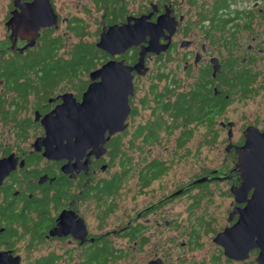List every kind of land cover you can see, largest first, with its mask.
I'll return each instance as SVG.
<instances>
[{"label":"flooded vegetation","instance_id":"obj_1","mask_svg":"<svg viewBox=\"0 0 264 264\" xmlns=\"http://www.w3.org/2000/svg\"><path fill=\"white\" fill-rule=\"evenodd\" d=\"M92 1L97 14L92 13V23L69 14L62 17L64 15L53 0H10L4 18L6 36L2 41L4 45H0L1 61L26 58L40 49L39 45L43 41L50 40L49 37L60 38L62 43L57 48L55 59L72 63L75 53L73 46L76 44L94 47L97 55L93 64L84 67L82 77H63L45 98L30 96L32 100L28 107L24 104L25 111L30 107L34 110V119L25 117L30 124L28 130H43L42 135L36 136L32 142L33 149L29 153L13 150L8 145L0 146V159L14 154L17 160L16 168L0 184V253L4 251L19 257V264H101L98 260L101 252L106 253L103 264H108L110 258L115 264L120 259H128L129 253L130 259L135 261L136 256L132 252L142 249L150 241L147 232L153 226L152 219L149 223L138 220L150 210L160 209V205L169 198L183 193L178 189L171 197L169 194L160 195L157 201H151L144 209L134 205L131 209L133 213L127 214L129 223L121 231L122 237H128L133 242V248H116L110 237L120 235V229L108 228L105 231V221L108 214L118 207L117 197L122 193L128 174L136 176L135 188L131 189V199L136 203L138 196L153 191L156 182L162 180L174 167L175 161L184 158L186 152H180L188 147L194 133L191 124L207 123L205 139L214 145L218 107L226 109L235 101H245L263 88L255 86L258 77L262 75L261 71L256 70V65L264 60V29L260 28L264 26V6L259 7L260 1L251 7L250 0H138L141 10L135 13L127 10L125 0ZM38 7L42 11L43 21L48 19L50 25L34 22L32 30L24 27L27 24L19 28L21 25L18 26L16 17L23 13L36 14ZM138 20L143 28L137 31ZM63 23H66V29L61 28ZM145 31L147 34L142 36L139 45L123 46V51L112 53L114 48L101 45L104 35L109 36L107 45L114 47L109 43L110 37H120L126 32L130 36L132 32L133 37L128 38L129 42L124 41L127 45L136 40L134 37L137 34L144 35ZM155 36L159 40L155 50L147 51L143 65L137 68L142 51L150 46ZM72 37L79 40L71 44L69 39ZM38 52L41 50L35 54ZM62 53L68 56H60ZM110 61H123L131 67L133 74V94L129 96L131 109L124 121L125 128L110 135L111 130H114L113 125L103 126L106 127L105 136H109L103 145L106 149L103 154H100L102 144L97 146L95 141L89 140L92 137H83L81 134L82 140H78L76 135L72 137L75 141L72 143L73 148L63 153L60 151L66 156H45L44 145L41 150L36 148L38 138L45 137L47 133L42 118L63 105V96L68 93L72 94L69 99L73 103L82 102L90 85L102 81V77L92 78V73ZM151 61L157 68L154 76L149 78L155 70L150 65ZM71 63H66V66ZM181 68L183 74H179ZM186 76L195 77V83L189 90L184 89L183 78ZM0 80V84H3L4 80ZM151 100L155 104L153 117L145 120L139 105L150 106ZM201 104L205 109L196 112ZM255 117H261V114L257 113ZM220 123L229 129L230 142L227 149L235 156L232 175L226 177L231 181L237 178V184H232L231 188L239 187L243 177L237 167L239 154L236 148L246 144L248 127H257L263 133L264 127L248 124L242 140L234 142L235 122ZM129 129L134 131L128 139L126 135ZM177 132L180 133L176 137ZM169 141L174 144L170 151L166 149ZM156 147L166 154L157 153ZM16 150L22 154L18 155ZM122 164L128 165L124 174ZM112 167L118 168L106 176ZM213 171L217 170H210V173ZM208 175L196 176L185 186L184 191L199 186L200 183H194L197 179L207 178L206 183L215 180ZM231 188L234 203L230 213L236 207L246 205V202L236 200ZM253 191L254 188L246 198H250ZM90 201L103 206L98 214L96 232H93L88 218L81 210ZM197 205L198 199L195 198L192 207ZM235 217L232 224L237 221L238 215L230 221ZM156 221L158 227H161V221ZM194 235L192 241L197 239ZM22 239L27 241V245L20 253L17 244ZM222 250L224 253L223 247ZM157 259L164 263L162 257L157 256L143 264Z\"/></svg>","mask_w":264,"mask_h":264},{"label":"rangeland","instance_id":"obj_2","mask_svg":"<svg viewBox=\"0 0 264 264\" xmlns=\"http://www.w3.org/2000/svg\"><path fill=\"white\" fill-rule=\"evenodd\" d=\"M9 1L10 0H0L1 46L4 45L2 41L6 36L4 18L6 16ZM256 1H260L259 7L264 6V0H250V6L252 7ZM53 2L64 15L62 17L69 14L71 16L83 18L88 23H92V13L97 15L96 12H94L95 7L92 5V0H53ZM124 2H127V10L131 13L141 10V3H139L138 0H125ZM61 28L66 29V23H63ZM260 28L264 29V26H260ZM90 39L92 40V38ZM69 40L72 44L78 41L79 38L72 37ZM80 46L81 45H79V49L77 44L73 46L74 51L76 52L78 50V52H82V55L86 58L93 59L94 61L97 56L94 47L89 46L90 48H88L87 45ZM44 49L45 48L41 50L40 54H43ZM60 56L67 57L68 54L62 53ZM150 65L153 66L155 70L149 78L154 76L157 68L156 65H153L152 61ZM172 65L176 70L175 63ZM256 70L261 71L262 75L258 77L255 86L263 88L260 89L255 96H251L245 101H235L226 109H219L218 107L216 112L217 138L214 145H212L211 141L209 142L208 139H205L208 133L207 123L200 122L197 125L191 124V126L194 127V133L189 139L188 147L180 152H186L184 158L178 162L175 161L174 167L167 172L162 180L156 182L157 184H155L153 191L148 195L138 196L136 203L131 199V194L133 193L131 189L132 187L135 188L136 176L134 175L131 177V175L128 174L123 188L121 189L122 193L117 197L118 207L112 213L108 214L109 216L105 221V231L108 228L120 229V235H112L110 237L116 248H122L124 250L133 248V242H130L128 237H122L123 234L121 231L123 232V228L127 227V223H129L127 214L133 213L131 209L134 205L138 209H144L151 201H157L160 195L169 194L171 197L178 189L182 190L181 192L183 195L169 198L168 201L160 205V209L155 211L150 210L146 214L149 219L144 215L141 220H138L142 223H149L150 219H152L153 226H151L147 232L150 236V241L142 249L132 252L133 256H136L135 261L130 259L131 256L129 253L128 259H120L116 264H143L157 256H161L165 264H259L256 260L258 255L257 250L252 251L250 256L245 260H232L223 253L222 247L214 241L218 232L222 231L225 226H231L236 220V217L233 221H229L228 218L232 210V202L234 203V196L230 188L232 184H237V178L231 181L226 177L228 174L232 175L231 169L235 156L227 149L230 142L228 137L229 129L228 127H223L220 122H235L232 139L234 142L242 140L246 125L254 124L258 127H264V60L259 61L256 65ZM57 73L61 75L64 71L57 70ZM180 73L183 74L182 68L179 69V74ZM62 76L66 77L68 75L62 74ZM82 76L83 73L80 74V77ZM183 79L184 89L189 90L192 88L195 83V77L186 76ZM259 82L261 84H258ZM1 87L2 84H0V88ZM11 95H14L13 92L7 93L8 97ZM33 96L35 95H31V98H33ZM150 99H152V97L148 98L149 101ZM31 100L32 99L29 98V101ZM154 107L155 104L152 100L150 106H145L144 104L139 105L140 112L145 120L153 117L152 112ZM24 109L23 107V109L18 112V119H24L26 116H30L34 119L33 108L30 107L27 111ZM257 113H260L261 117H255ZM138 119L140 120V118ZM12 126L13 129L11 131ZM41 129L42 128L39 130L37 128L33 130L29 129L27 134L19 137L16 133L18 129H16L14 122H3L0 118V146L8 145L13 150L19 149L20 151L29 153V151L33 149L31 144L36 136L42 135L43 130L41 131ZM129 131L130 132L126 135L128 139L132 136L134 129H129ZM179 133L180 132H177L175 136L177 137ZM168 144L166 149L170 151L173 149L174 144H172L171 141H169ZM1 150L0 148V157L2 153ZM20 151L16 150L18 155L22 154ZM156 152L166 154L160 150L159 147H156ZM117 168L118 167H112L105 175H111ZM215 169L217 170L216 172L213 171L210 173V170ZM206 174H209L208 176L213 177L215 180L209 181V183H206L207 181L201 182L199 186L193 187L191 191H184L185 186L188 185L193 178ZM203 183L205 185H202ZM195 198L198 199V205L192 207ZM82 208L81 210L88 218L93 232L98 231L96 229V223H98V214L103 209V206L101 207V205H97L95 202L90 201L87 207L83 206ZM156 219L161 221V227H158ZM166 221H169L168 225ZM194 233L197 236L195 241L197 245L192 241ZM26 245V240L22 239L19 241L17 247H19L20 253L25 250ZM218 257H220V261H218ZM109 260L108 264H115L113 259L110 258Z\"/></svg>","mask_w":264,"mask_h":264},{"label":"water","instance_id":"obj_3","mask_svg":"<svg viewBox=\"0 0 264 264\" xmlns=\"http://www.w3.org/2000/svg\"><path fill=\"white\" fill-rule=\"evenodd\" d=\"M37 9L36 14L23 13L22 16L16 17L15 21L18 26L21 25L19 28L22 29V25L27 24L24 27L32 30L35 25L34 22L50 25L48 19L43 21L41 9L39 7ZM137 22L138 31L143 27H140V20ZM117 30L114 29V31ZM126 33L120 37H110L109 43H112L114 47L107 45L109 36L104 35L102 40L104 42L101 45L111 49L114 48L111 52L116 53L125 50V46L139 45L142 36L147 34L146 31L143 33L144 35L139 34L138 36L137 34L134 37L135 41L125 45L124 41L128 40L133 34L131 32L129 36ZM158 42V37L155 36L150 46L142 51L141 60L136 66L137 68L143 65L147 51L155 50ZM96 77H102V81L90 85L84 93L82 102L73 103L69 99L72 94L68 93L63 96V105L42 118L47 133L45 137L38 138L36 148L41 150L44 145L45 156L49 158L66 156L62 153L66 152L67 149L73 148L75 141L72 140V137L74 135L78 137V140H82L84 136L87 138L92 137L89 140L95 141L97 146L102 144L100 154H103L106 150L103 145L109 139V136H105L106 127L103 128V126L113 125L114 130H111L110 135L125 128L124 121L131 109L129 96L133 94L134 88L131 67L125 65L123 61H110L92 73V78ZM55 143H57L56 146ZM236 149L239 154L237 167L242 174L243 180L239 187L233 186L231 189L235 194L236 200L238 202H246V205L244 207H236L230 213L229 221L235 215H238L237 221L218 232L214 241L223 247L224 254L232 260H245L253 250L258 249L256 260L259 264H264V133L257 127H248L246 144L238 146ZM16 166L17 160L14 159V154L0 159V184ZM204 181H207V178L197 179L194 183ZM252 188H254V191L251 197L246 198ZM0 264H19V257H13L3 251L0 253ZM147 264L164 263L161 259H157Z\"/></svg>","mask_w":264,"mask_h":264},{"label":"trees","instance_id":"obj_4","mask_svg":"<svg viewBox=\"0 0 264 264\" xmlns=\"http://www.w3.org/2000/svg\"><path fill=\"white\" fill-rule=\"evenodd\" d=\"M49 39L39 45L40 49H36L24 59L14 58L7 62L6 59L0 60V79L4 80L0 88V118L3 122H14L15 126L19 125V128H16L19 137L27 134L30 124L28 125V121L26 122L27 118L18 119L17 115L24 104L26 108L28 107L30 96L36 95L39 99L45 98L51 93L50 89L55 87L59 79L63 78L62 74H67L66 77L69 79L78 77L85 70L84 67H88L89 64L91 65L94 62L93 59L82 55V52L76 51L73 53L72 63L65 61L71 63L66 66L64 60L55 59L57 48L59 49L62 44L60 38L49 37ZM82 46L85 45L80 47ZM43 48H45L43 54L39 52L35 54ZM57 70L64 71V73L60 75ZM9 92H13L14 95L8 97L7 93ZM37 104L40 103L37 101ZM197 109L196 112H201L205 107L201 104L200 108ZM126 167L128 168L127 164H122L123 174L126 173ZM193 242L195 243L194 240ZM98 256L99 263L103 264L106 253L101 252ZM218 258V261H220V257Z\"/></svg>","mask_w":264,"mask_h":264}]
</instances>
